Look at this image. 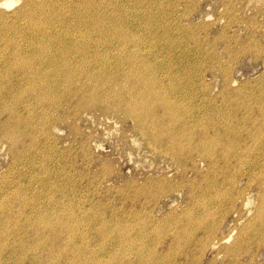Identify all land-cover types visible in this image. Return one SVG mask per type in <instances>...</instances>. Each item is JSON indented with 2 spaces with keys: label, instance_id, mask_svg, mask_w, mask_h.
Instances as JSON below:
<instances>
[{
  "label": "rangeland",
  "instance_id": "obj_1",
  "mask_svg": "<svg viewBox=\"0 0 264 264\" xmlns=\"http://www.w3.org/2000/svg\"><path fill=\"white\" fill-rule=\"evenodd\" d=\"M97 2L101 17L108 20L105 28L99 19L89 27L80 23L60 27L62 32L72 29L75 42L81 44L86 38L76 29L95 32L91 37L96 40L102 37L95 28L100 26L105 32L107 42L90 53L87 63L69 64L103 72L114 82L113 86L101 84L94 78L95 90L85 83L86 77L69 87L64 82L56 84L64 81L65 69L59 73L55 68L63 67L69 56L43 54L36 46L65 49L66 39L58 38L52 27L44 29L41 37L35 35L36 41L30 45L33 27L13 12L21 0L9 7L12 10L2 6L9 12L5 18L14 39L3 38L8 28H0V121L17 112L24 118L8 130L26 137L15 156L11 139L3 137L0 129V264H264V0ZM93 8L76 9L80 15H97ZM35 54L40 56L33 57L28 67L33 73L41 69L37 81L42 78L46 87L55 88V92L47 91L46 100L42 99L44 91L25 71L8 70L6 60ZM101 93L122 96L123 108L105 109ZM132 98H138L139 110L144 108L143 113L153 115L146 127L125 111V99ZM142 117L146 119V115ZM26 119L30 121L27 126ZM45 224L61 235L50 233ZM228 234L227 241H222L220 237ZM53 243L63 246L57 254Z\"/></svg>",
  "mask_w": 264,
  "mask_h": 264
},
{
  "label": "bare ground",
  "instance_id": "obj_2",
  "mask_svg": "<svg viewBox=\"0 0 264 264\" xmlns=\"http://www.w3.org/2000/svg\"><path fill=\"white\" fill-rule=\"evenodd\" d=\"M17 1H20V0H17ZM21 5L20 6H18V7H15V8H13V12H14V14L16 13L17 14V18L20 20V18H22L21 19V22H23V23H25L26 22V24H27V26H31V27H33V32H32V36H31V40H30V45H31V43L35 40V35H37V36H39V37H41V35L44 33L43 31H45L44 29H50V28H52V27H55V29H54V33H55V35L58 37V38H60L61 40H63V38H65L66 39V41H67V43H64L66 46H67V48H63V46L62 47H59V48H55V49H52V48H49V49H46L43 45H39L38 44V46H36V47H38V49H40V51H41V53H43V54H54V55H56V54H59V53H61V54H63L64 56H69V57H67L68 59H66V61L64 62V66L63 67H59V66H57L56 68H55V70H57V71H59V73H63V71H60L61 69H65V73H64V78H63V80L64 81H61V82H56V84H61V86H62V84H63V82L65 83V85L66 86H71V85H73V83H76L77 84V80H78V78H80V77H86V78H88V79H86V84H92V89L93 90H95V88L96 87H94V85L95 84H97V82H96V80H98V81H100V83L101 84H107V83H110L112 86H113V84H114V82H112V81H108V78H107V76L102 72V73H92V72H90V71H87V69H83L82 68V70L80 69V68H77V66H74V67H72V66H69V64L70 63H73V65H77V64H75L74 63V61H77L78 63L79 62H81V63H87L88 62V57H89V55H90V53L92 54L93 52H94V50H96V47L98 46H101L102 44H104V43H106L107 42V39H106V37L104 36V34H105V32H103L102 30H101V28H100V26H99V28H95V31H97V30H99V32H97V34H99L101 37H102V39H99V40H96V39H93V36L91 37V35L92 34H94L95 32H93V31H89V32H86V33H84V31L85 30H83L82 28H81V30H77L76 29V31H80L81 32V34L82 35H84V37L86 38L85 40H84V42L81 44V43H77V42H75V40H76V38H75V36L74 35H71V31H73L72 29H69V30H66V31H64V32H62V28L60 29V27H63L64 25H72V24H77V23H80V25H85V26H87V27H89V25H93L94 24V22H95V19H99V24L103 27V28H105L106 27V23H107V19L105 18V17H101L102 15L99 13V11H100V9H97V7L98 6H96L95 7V5L98 3L97 2V0H21ZM14 5H16V0H0V28H2V27H5V28H8V30L5 32L4 31V35H2V37L4 38L5 36H10V33H11V35H12V30H13V28H12V26L10 25V24H8L7 23V20H6V18H5V16L7 15H9V12L8 11H6L5 12V10L6 9H2V6H8V8L9 7H11V6H13L14 7ZM91 7H94L93 9H96V11H97V15L96 14H92V15H85V13L84 14H82V15H80L79 13H78V9H76V8H85L87 11L88 10H90V8ZM9 9H11V8H9ZM92 9V10H93ZM12 10V9H11ZM81 10V9H80ZM85 10V11H86ZM10 11V10H9ZM104 11H106V8L104 9ZM12 12V11H11ZM108 16V15H107ZM8 19V18H7ZM92 20V22H90L89 23V21H91ZM11 21V20H10ZM18 23V22H17ZM68 23H70V24H68ZM66 27H68V26H66ZM21 29V28H20ZM94 29V28H93ZM104 30V29H103ZM16 31V30H15ZM0 32H2V30L0 29ZM20 32V31H19ZM114 33V32H113ZM45 34V33H44ZM73 34H74V32H73ZM27 35V34H26ZM22 36V35H21ZM20 36V37H21ZM25 36V35H24ZM14 37V36H13ZM13 37H8V38H5V39H7V40H12V39H14ZM77 37V36H76ZM96 37V36H95ZM18 38V37H17ZM24 38V37H23ZM91 38V39H90ZM193 38V37H192ZM192 38H191V40H192ZM20 39V38H19ZM83 39V38H82ZM1 40V39H0ZM14 41V40H13ZM17 41V40H16ZM15 41V42H16ZM36 41V40H35ZM65 41V42H66ZM56 41H54V43H55ZM6 43V42H5ZM40 43V42H39ZM52 43V42H51ZM20 44V43H19ZM14 46V45H13ZM5 47V46H4ZM12 47V46H11ZM18 47V46H17ZM91 48V49H90ZM112 49V48H111ZM4 50V49H3ZM109 50V49H108ZM20 51H21V48H20ZM19 51V52H20ZM117 51V50H116ZM169 51V50H168ZM211 51V50H210ZM18 52V53H19ZM110 52V51H109ZM113 52H114V50H113ZM127 52V51H126ZM4 53V52H3ZM29 53V52H28ZM22 55H23V53H21ZM34 54V53H33ZM101 54H103V53H101ZM110 54V53H109ZM205 55V54H204ZM207 55V54H206ZM15 56H18V55H15ZM36 56H40L39 54H35V55H32V56H23V57H19L18 59L16 58V59H14V60H6L7 61V64H8V70H11V69H13V68H17V69H22L23 71H25L26 73V75H28L29 76V78L30 79H32V82H36V84L38 85V87L41 89V90H43L44 92H43V97L44 98H42V99H47L46 98V93H47V91L48 92H52V91H54V89L55 88H53V86L52 85H47V87H46V85H45V82H44V80H41V79H38L39 80V82L37 81V75H38V73H42V72H39L41 69H39L38 70V72L37 73H33L32 72V70L33 69H31V67H28L29 66V64L31 63V60H33L32 58L34 57H36ZM123 56V55H122ZM46 57V56H45ZM146 57V56H145ZM181 57H183V56H181ZM212 57V56H211ZM15 58V57H14ZM218 58V57H217ZM9 59V58H8ZM109 59H110V57H109ZM79 60H81V61H79ZM214 60H217V59H214ZM220 60V59H219ZM99 61V60H98ZM102 61V60H101ZM221 62V61H220ZM114 63V62H113ZM141 63V62H140ZM145 63V62H144ZM148 63V62H147ZM208 63V62H207ZM214 63V62H213ZM99 64V63H98ZM221 64V63H220ZM111 65V64H110ZM114 65V64H113ZM125 65V64H124ZM130 65V64H129ZM201 65V64H200ZM7 66V65H6ZM93 66V65H92ZM136 66V65H135ZM144 66H146L145 64H144ZM225 66V65H224ZM223 66V67H224ZM46 67V66H45ZM116 67H118V66H116ZM204 67V66H203ZM207 67V66H206ZM211 67V66H210ZM49 68V67H48ZM51 68V67H50ZM114 68V67H113ZM157 68V67H156ZM164 68V67H163ZM2 69V68H1ZM47 69V68H46ZM96 69V68H95ZM110 69V68H109ZM224 69H225V67H224ZM230 69V68H229ZM44 70V69H43ZM115 70V69H114ZM202 70V69H201ZM200 70V71H201ZM210 70H211V68H210ZM48 71V70H47ZM142 71V70H141ZM150 71V70H149ZM192 71V70H191ZM128 72V71H127ZM133 72V71H132ZM131 72V73H132ZM23 73V72H22ZM46 73V72H45ZM50 73V72H49ZM58 73V72H57ZM106 73V72H105ZM135 73V72H134ZM36 74V75H35ZM43 74V73H42ZM135 75V74H134ZM144 75V74H143ZM151 75V74H150ZM4 76H5V74H4ZM17 76V75H16ZM19 76V75H18ZM17 76V77H18ZM40 77V76H39ZM4 78V77H3ZM45 78V77H44ZM96 80H95V79ZM126 78H127V76H126ZM19 79V78H18ZM8 80V79H7ZM85 80V79H84ZM89 80V81H88ZM127 80H128V78H127ZM145 80V79H144ZM16 81V80H15ZM46 81V80H45ZM234 81V80H233ZM32 82H31V84H32ZM81 82V81H80ZM142 82H143V80H142ZM231 82V81H230ZM20 83V82H19ZM25 83V82H24ZM84 83V84H85ZM54 84V83H53ZM139 84H140V82H139ZM29 85V84H28ZM36 85V86H37ZM118 85V84H117ZM144 85V84H143ZM158 85V84H157ZM237 85V84H236ZM14 86V85H13ZM21 86V85H20ZM24 86V85H23ZM22 86V87H23ZM64 86V85H63ZM115 86V85H114ZM138 86H140V85H138ZM145 86V85H144ZM148 86V85H147ZM245 86V85H244ZM79 89H80V87L79 86H77ZM110 87V86H109ZM141 87V86H140ZM146 87V86H145ZM243 87V86H242ZM29 88V87H28ZM27 88V89H28ZM33 88H34V85H33ZM36 88V87H35ZM158 88V87H157ZM9 89V88H8ZM12 89V88H11ZM21 89V88H20ZM19 89V90H20ZM75 89H76V87H75ZM152 89V88H151ZM150 89V90H151ZM154 89V88H153ZM24 90V89H23ZM32 90V89H31ZM137 90V89H136ZM160 90V89H159ZM230 90V89H229ZM237 90V89H236ZM242 90V89H241ZM16 91V90H15ZM26 91V90H25ZM24 91V92H25ZM57 91V90H56ZM74 91V90H73ZM88 91V90H87ZM240 91V90H239ZM55 92V91H54ZM60 92V91H59ZM63 92V91H62ZM111 92V91H110ZM146 92V91H145ZM150 92V91H149ZM152 92V91H151ZM10 93V92H9ZM18 93V92H17ZM29 93V92H28ZM58 93V92H57ZM98 93V92H97ZM155 93H156V91H155ZM244 93V92H243ZM22 94V93H21ZM25 94V93H24ZM30 94V93H29ZM37 94V93H36ZM41 94V93H40ZM48 94V93H47ZM114 93H105V94H100L101 96L99 97V98H101V100H103V101H105V103H106V106H104V108L106 109H111V108H115V109H119V108H123V103H124V99H123V97L121 96V98L119 99V97L118 96H116V95H113ZM9 95H12V94H9ZM18 95V94H17ZM39 95V94H38ZM70 95V94H69ZM68 95V96H69ZM93 95H95V94H93ZM113 95V96H112ZM152 95V94H151ZM150 95V93H149V96H151ZM31 96V95H30ZM58 96V95H57ZM67 96V97H68ZM85 96V95H84ZM140 96V95H139ZM163 96V95H162ZM238 96H240V95H238ZM247 96V95H246ZM6 97V96H5ZM20 97V96H19ZM60 97V96H59ZM71 97V96H70ZM86 97V96H85ZM91 97V96H90ZM94 97V96H93ZM135 97V96H134ZM158 97H159V95H158ZM251 97V96H250ZM13 98V97H12ZM11 98V99H12ZM15 98V97H14ZM25 98V97H24ZM23 98V99H24ZM145 98V97H144ZM143 98V99H144ZM154 98V97H153ZM26 99V98H25ZM54 99V98H53ZM53 99H51V101L53 100ZM62 99V98H61ZM69 99V98H68ZM91 99V98H90ZM138 99V98H137ZM137 99H134V98H132V99H130V100H127V99H125V105H126V107H125V111L128 113V114H130V115H132L136 120H138L139 122H143L142 124H144L145 125V127H146V120H149V119H151L152 121H153V115H150V114H146V113H143V111L142 110H139V108L140 107H138L139 105H137ZM148 99V98H147ZM152 99V98H151ZM150 99V100H151ZM155 99V98H154ZM162 99V98H161ZM160 99V100H161ZM166 99V98H165ZM1 100V99H0ZM7 100V99H6ZM17 100V99H16ZM30 100V99H29ZM96 100V99H95ZM159 100V99H158ZM159 100V101H160ZM164 100V99H163ZM162 100V101H163ZM3 101H5V100H3L2 99V101L1 102H3ZM10 101V100H9ZM14 101V100H13ZM12 101V102H13ZM31 101V100H30ZM82 101V100H81ZM84 101V100H83ZM83 101H82V103H83ZM155 101V100H154ZM11 102V101H10ZM18 102V101H17ZM21 102V101H20ZM41 102V101H40ZM64 102V101H63ZM74 102V101H73ZM79 102V101H78ZM89 102H91V101H89ZM27 103V102H26ZM139 103V102H138ZM152 103V102H151ZM6 104V103H5ZM15 104V103H14ZM23 104V103H22ZM89 104V103H88ZM155 104V107H156V103H154ZM187 104V103H186ZM6 105H8V104H6ZM21 105V104H20ZM48 105V104H47ZM56 105H59V106H61V103L60 102H57L56 103ZM76 105V104H75ZM94 105H95V103H94ZM153 105V104H152ZM188 105V104H187ZM213 105V104H212ZM2 106V105H1ZM18 106V105H17ZM43 106V105H42ZM42 106H41V108H42ZM69 106V105H68ZM71 106H72V104H71ZM78 106H79V104H78ZM148 106V105H147ZM159 106V105H158ZM157 106V107H158ZM167 106V105H166ZM45 107H46V105H45ZM51 107V106H50ZM67 107V106H66ZM75 107V106H74ZM91 107V106H90ZM191 107V106H190ZM193 107V106H192ZM195 107V106H194ZM199 107V106H198ZM24 108V107H23ZM69 108H70V106H69ZM159 108V107H158ZM199 108H201V107H199ZM245 108V107H244ZM18 109V108H17ZM45 109V108H44ZM68 109V108H67ZM97 109V108H96ZM141 109V108H140ZM149 109H150V105H149ZM152 109H153V107H152ZM160 109V108H159ZM163 109H165L164 107H163ZM206 109V108H205ZM243 109V108H242ZM15 110V109H14ZM25 110V109H24ZM35 110V109H34ZM48 110V109H47ZM50 110V109H49ZM54 110V109H53ZM57 110V109H56ZM70 110H72V109H70ZM75 110V109H74ZM124 110V109H123ZM122 110V111H123ZM151 110V109H150ZM156 110V109H155ZM167 110H168V108H167ZM194 110V109H193ZM196 110V109H195ZM201 110V109H200ZM199 110V111H200ZM12 112H13V110H11ZM32 111V110H31ZM64 111V110H63ZM69 111V110H68ZM165 111V110H164ZM169 111V110H168ZM252 111V110H251ZM29 112V111H28ZM76 112V111H75ZM77 112H78V110H77ZM84 112V111H83ZM111 112V111H110ZM109 112V113H110ZM117 112V111H116ZM159 112V111H158ZM27 113V112H26ZM31 113V112H30ZM120 113H121V111H120ZM148 113H150V112H148ZM162 113V112H161ZM204 113V112H203ZM11 115H10V117H8L9 119H6L5 121H0V129H2L3 130V137H7V138H10L11 139V148L13 149V153H14V155L16 156V154H17V152H21V145L24 143V140H25V137H26V134L25 133H22V135L20 136V135H15L12 131H10L9 132V130H11L9 127L10 126H12L13 124H16L17 125V123H16V121H17V119L20 121V119H22L23 120V118L24 117H22V118H20V116L18 117V115H17V112H13V113H10ZM38 114V113H37ZM50 114V113H49ZM71 114V113H70ZM156 114V113H155ZM159 114V113H158ZM157 114V115H158ZM168 114V113H167ZM172 114H173V112H172ZM241 114V113H240ZM245 114V113H244ZM32 115V114H31ZM64 115V114H63ZM76 115H77V113H76ZM146 115V119L145 118H143L142 116H145ZM161 115V114H160ZM164 115V114H163ZM162 115V116H163ZM169 115V114H168ZM23 116V115H22ZM39 116H41V115H39ZM43 116V115H42ZM48 116V115H47ZM50 116V115H49ZM73 116V115H72ZM82 116H83V114H82ZM118 116V115H117ZM166 116V115H165ZM164 116V117H165ZM170 116V115H169ZM169 116H167V117H169ZM175 116V115H174ZM181 116V115H180ZM183 116V115H182ZM181 116V117H182ZM27 117V116H26ZM36 117V116H35ZM51 117V116H50ZM65 117V116H64ZM75 117V116H74ZM79 117V116H78ZM131 117V116H130ZM158 117V116H157ZM241 117V116H240ZM2 118V117H1ZM38 118V117H37ZM53 118V117H52ZM55 118V117H54ZM61 118V117H60ZM163 118V117H162ZM176 118V117H175ZM237 118V117H236ZM242 118V117H241ZM30 119V118H29ZM32 119V118H31ZM41 119V118H40ZM39 119V120H40ZM48 119V118H47ZM80 119V118H79ZM158 119H159V117H158ZM253 119V118H252ZM25 120V119H24ZM27 120V119H26ZM38 120V121H39ZM46 120V119H45ZM56 120V119H55ZM54 120V121H55ZM59 120V119H58ZM78 120V119H77ZM168 120V119H167ZM166 120V121H167ZM172 120H173V118H172ZM212 120V119H211ZM240 120V119H239ZM50 121V120H49ZM12 122V123H11ZM29 120H27V123H26V126H27V124H29ZM209 122H210V120H209ZM32 123V122H31ZM35 123V122H34ZM56 123V122H55ZM161 123V122H160ZM162 123H164V122H162ZM166 123H168V121L166 122ZM204 123V122H203ZM239 123H241V121L239 122ZM76 124V123H75ZM36 124H34V126H35ZM41 125H43V123H41ZM78 125V124H77ZM144 125L142 126V128H143V130L145 131V132H147V129L144 127ZM204 125V124H203ZM209 125V124H208ZM212 125V124H211ZM255 125V124H254ZM23 126V125H22ZM33 126V127H34ZM39 126H40V124H39ZM43 126H45V125H43ZM42 126V127H43ZM54 126V125H53ZM215 126V125H214ZM241 126V125H240ZM13 127V126H12ZM238 127V126H237ZM251 127V126H250ZM25 128V127H24ZM24 128H22V129H24ZM138 128V127H137ZM206 128V127H205ZM9 129V130H8ZM30 129V128H29ZM50 129V128H49ZM210 129H212V128H210ZM215 129V128H214ZM40 130V129H39ZM48 130V129H47ZM46 130V131H47ZM198 130V129H197ZM1 131V130H0ZM25 131H27V130H25ZM25 131H23V132H25ZM34 131H36V130H34ZM158 131H159V129H158ZM2 132V131H1ZM19 132V131H18ZM161 132V131H160ZM174 132H175V130H174ZM199 132V131H198ZM32 134V133H31ZM46 134H47V132H46ZM53 134V133H52ZM163 134H164V132H163ZM251 134V133H250ZM159 135V134H158ZM28 136V135H27ZM38 136V135H37ZM78 136H80V135H78ZM33 137H34V135H33ZM46 137V136H45ZM55 137V136H54ZM53 137V138H54ZM251 137V136H250ZM58 138V137H57ZM32 139V138H31ZM170 139V138H169ZM51 140V139H50ZM236 141H238V140H236ZM21 142V144H20V147H19V143ZM39 142V141H38ZM41 142V141H40ZM175 142V141H174ZM203 142V141H202ZM56 143V142H55ZM55 143H52V144H54L55 145ZM204 143V142H203ZM57 145H58V142L56 143ZM73 144V143H72ZM197 144V143H196ZM25 145V144H24ZM43 145V144H42ZM70 145V144H69ZM68 145V146H69ZM46 146V145H45ZM213 146V145H212ZM26 147H27V145H26ZM56 147H58V146H56ZM65 147V146H64ZM263 147V146H262ZM32 148V147H31ZM34 148H35V146H34ZM54 148V147H53ZM73 148V147H72ZM26 149V148H25ZM48 149V148H47ZM57 149V148H56ZM62 149V148H61ZM71 149V148H70ZM46 150V149H45ZM67 150V149H66ZM247 150V149H246ZM29 151V150H28ZM37 151V150H36ZM61 151V150H60ZM205 151H206V149H205ZM58 152H59V150H58ZM67 152V151H66ZM73 153H74V151H73ZM33 154H34V152H33ZM42 154V153H41ZM44 154V153H43ZM50 154V153H49ZM48 154V155H49ZM52 156H53V154H52ZM69 156V155H68ZM207 156V155H206ZM13 157V156H12ZM39 157V156H38ZM70 157V156H69ZM17 158V157H16ZM27 158V157H26ZM13 159H14V157H13ZM60 159V158H59ZM72 159V158H71ZM205 159H206V157H205ZM15 160V159H14ZM42 160V159H41ZM12 161V160H11ZM16 161H17V159H16ZM74 161V160H73ZM13 162V161H12ZM50 162V161H49ZM69 162V161H68ZM212 162V161H211ZM210 162V163H211ZM29 163V162H28ZM48 163V162H47ZM73 163V162H72ZM75 163V162H74ZM13 164H14V162H13ZM44 164V163H43ZM240 164H241V162H240ZM12 165V164H11ZM211 165V164H210ZM52 166V165H51ZM216 166V165H215ZM211 167H214L213 165L211 166ZM230 168V167H229ZM256 169V168H255ZM254 169V170H255ZM31 170V169H30ZM48 171V170H47ZM259 171V170H258ZM262 173V172H261ZM254 174H256V172L254 173ZM258 174V173H257ZM49 175V174H48ZM257 176V175H256ZM10 177V176H9ZM20 177V176H19ZM58 177V176H57ZM49 178V177H48ZM18 179V178H17ZM52 179V178H51ZM263 179V178H262ZM261 179V180H262ZM15 180V179H14ZM73 180V179H72ZM10 182H12V181H10ZM30 182V181H29ZM14 183V182H13ZM27 184V183H26ZM47 184V183H46ZM73 184V183H72ZM8 185V184H7ZM11 185V184H10ZM35 185H37V184H35ZM49 185H50V183H49ZM16 186V185H15ZM14 186V187H15ZM26 186V185H25ZM259 186H261V184L259 185ZM14 187H12V188H14ZM28 187V186H27ZM72 187V186H71ZM224 187V186H223ZM10 188V187H9ZM20 189V188H19ZM251 189V188H250ZM117 190V189H116ZM261 190V189H260ZM259 190V191H260ZM263 190V189H262ZM16 191H17V189H16ZM28 191H30V190H28ZM13 192V191H12ZM20 192V191H19ZM26 192V191H25ZM52 192V191H51ZM65 192V191H64ZM67 192V191H66ZM244 192V191H243ZM24 193V192H23ZM20 194V193H19ZM69 194V193H68ZM262 194V193H261ZM11 195H13V194H11ZM17 195H18V192H17ZM59 195H61V194H59ZM75 195V194H74ZM15 196V195H14ZM20 196V195H19ZM21 196H23V195H21ZM76 196V195H75ZM229 196H230V194H229ZM6 197V196H5ZM73 197V196H72ZM83 197V196H82ZM17 198V197H16ZM24 198V197H23ZM22 198V199H23ZM54 198H55V196H54ZM53 198V199H54ZM68 198V197H67ZM7 199V198H6ZM11 199V198H10ZM9 199V200H10ZM21 199V198H20ZM12 200V199H11ZM19 200V199H18ZM41 200H43V199H41ZM71 200V199H70ZM83 200V199H82ZM2 201V200H1ZM14 201H17V200H14ZM72 201V200H71ZM70 201V202H71ZM74 201V200H73ZM72 201V202H73ZM78 201H81V200H78ZM20 202V201H19ZM18 201H17V203H19ZM22 203V202H21ZM20 203V204H21ZM32 203V202H31ZM51 203V202H50ZM73 203H75V202H73ZM79 203V202H78ZM97 203H98V201H97ZM106 203V202H105ZM104 203V204H105ZM1 204V203H0ZM13 205H14V203H12ZM11 204V205H12ZM19 204V205H20ZM29 204V203H28ZM22 205V204H21ZM31 205V204H30ZM35 205V204H34ZM37 205V204H36ZM35 205V206H36ZM41 205V204H40ZM99 205V204H98ZM106 205V204H105ZM262 205V204H261ZM2 206V205H1ZM44 206V205H43ZM66 206V205H65ZM108 206H110V204L108 205ZM236 206V205H235ZM21 207V206H20ZM239 207V206H238ZM11 208V207H10ZM19 208V207H18ZM17 208V209H18ZM30 208V207H29ZM49 208V207H48ZM47 208V209H48ZM91 208V207H90ZM3 209V208H2ZM20 210H21V208H19ZM98 209V208H97ZM227 209H228V207H227ZM236 209V208H235ZM244 209V208H243ZM23 210V209H22ZM108 210V209H107ZM116 210V209H115ZM118 210V209H117ZM116 210V211H117ZM231 210V209H230ZM32 211V210H31ZM94 211V210H93ZM98 211H100V210H98ZM113 211V210H112ZM152 211V210H151ZM1 212V211H0ZM9 212V211H8ZM22 212V211H21ZM21 212H20V214H21ZM40 212H41V210H40ZM46 212V211H45ZM126 212V211H125ZM146 212H148V211H146ZM234 212V211H233ZM7 213V212H6ZM6 213H5V215H6ZM36 213V212H35ZM51 213V212H50ZM127 213V212H126ZM139 213H140V211H139ZM15 214V213H14ZM24 214V213H23ZM22 214V215H23ZM26 214V213H25ZM37 214V213H36ZM41 214H43V213H41ZM96 214V213H95ZM103 214V213H102ZM105 214V213H104ZM125 214V213H124ZM136 214H138V213H136ZM135 214V215H136ZM149 214H151V213H149ZM5 215H4V217H5ZM28 215V214H27ZM133 215V214H132ZM139 215V214H138ZM144 215H146V214H144ZM153 215V214H152ZM177 215V214H176ZM2 216V215H1ZM7 216V215H6ZM17 216H19V215H17ZM21 216V215H20ZM26 216V215H25ZM29 216V215H28ZM43 216V215H42ZM41 216V217H42ZM82 216V215H81ZM93 216V215H92ZM119 216V215H118ZM148 216V215H147ZM179 216V215H178ZM180 216H182V215H180ZM15 217H16V215H15ZM23 217V216H22ZM31 217V216H30ZM30 217H29V219H30ZM33 217V216H32ZM40 217V218H41ZM57 217V216H56ZM96 217V216H95ZM116 217V216H115ZM132 217V216H131ZM144 217V216H143ZM177 217V216H176ZM44 218V217H43ZM42 218V219H43ZM61 218V217H60ZM59 218V219H60ZM84 218V217H83ZM86 218H87V216H86ZM106 218V217H105ZM137 218V217H136ZM165 218V217H164ZM242 218V217H241ZM5 219H6V217H5ZM15 219V218H14ZM122 219V218H121ZM125 219V218H124ZM128 219V218H127ZM132 219V218H131ZM154 219V218H153ZM4 220V219H3ZM10 220V219H9ZM15 220H17V219H15ZM26 220V219H25ZM35 220V219H34ZM151 220V219H150ZM188 220V219H187ZM237 220V219H236ZM2 221V220H1ZM20 221V220H19ZM28 221V220H27ZM41 221V220H40ZM40 221H39V223H40ZM43 221V220H42ZM87 221V220H86ZM106 221V220H105ZM111 221V220H110ZM135 221V220H134ZM148 221V220H147ZM153 221V220H152ZM177 221V220H176ZM180 221V220H179ZM191 221V220H190ZM3 222V221H2ZM1 222V223H2ZM13 222V220H11V222L10 223H12ZM22 222V221H21ZM23 222H25L24 220H23ZM37 222V221H36ZM35 222V223H36ZM44 222V221H43ZM61 222V221H60ZM69 222V221H68ZM84 222V221H83ZM103 222H104V220H103ZM108 222V221H107ZM119 222V221H118ZM122 222H124V221H122ZM127 222V221H126ZM136 222V221H135ZM199 222H201L200 220H199ZM0 223V224H1ZM9 222H7L6 223V226H7V224H8ZM66 223V222H65ZM70 223V222H69ZM114 223V222H113ZM129 223V222H128ZM132 223V222H131ZM155 223H157V222H155ZM164 223V222H163ZM41 225H42V223H40ZM56 224V223H55ZM63 224H64V222H63ZM76 224H77V222H76ZM106 224V223H105ZM116 224H117V222H116ZM130 224V223H129ZM169 224V223H168ZM167 224V225H168ZM174 224V223H173ZM173 224H171V225H173ZM188 224V222L186 223V225ZM189 224H191V223H189ZM196 224V223H195ZM12 225V224H11ZM26 225V224H25ZM49 224H45V225H43L44 227H46V230H50V233H54L55 235H57L58 234V231H56V229L55 228H51L50 226H48ZM60 225V224H59ZM69 225V224H68ZM80 225V224H79ZM158 225V224H157ZM162 225V224H161ZM186 225H184L183 226V228L186 226ZM199 225V224H198ZM21 226V225H20ZM56 226V225H55ZM71 226V225H70ZM73 226V225H72ZM99 226H100V224H99ZM106 226H108V225H106ZM111 226V225H110ZM119 226H121V224L119 225ZM124 226V225H123ZM133 226V225H132ZM188 226V225H187ZM4 227V226H3ZM17 227H19V226H17ZM16 227V228H17ZM65 227V226H64ZM93 227V226H92ZM101 227V226H100ZM103 227V226H102ZM116 227V226H115ZM134 227V226H133ZM133 227H132V229H133ZM150 227H151V225H150ZM153 227V226H152ZM157 227V226H156ZM155 227V228H156ZM168 227V226H167ZM195 227V226H194ZM8 228V227H7ZM10 228V227H9ZM25 228V227H24ZM27 228V227H26ZM25 228V229H26ZM57 228V227H56ZM60 228H61V225H60ZM68 228H70V227H68ZM108 228V227H107ZM122 228V227H121ZM126 228H127V226H126ZM147 228V227H146ZM172 228V227H171ZM176 228H177V226H176ZM176 228H174V229H176ZM198 228V227H197ZM199 228H200V226H199ZM198 228V229H199ZM233 228H234V226H233ZM244 228V227H243ZM94 229V228H93ZM110 229V228H109ZM112 229V228H111ZM116 229V228H115ZM151 229V228H150ZM159 229L160 228H158V231H159ZM194 229V228H193ZM192 229V230H193ZM203 229V228H202ZM247 229V228H246ZM262 229V228H261ZM10 230H11V228H10ZM19 230V229H18ZM30 230V229H29ZM65 230V229H64ZM69 230V229H68ZM102 230V229H101ZM104 230V229H103ZM118 230H121V229H118ZM122 230H124V229H122ZM126 230V229H125ZM154 230V229H153ZM152 230V231H153ZM165 230V229H164ZM167 230V229H166ZM181 230V229H180ZM179 230V231H180ZM243 230V229H242ZM241 230V231H242ZM259 230V229H258ZM263 230V229H262ZM3 231H5V230H3ZM61 231V230H60ZM67 231V230H66ZM70 231H72V230H70ZM88 231V230H87ZM86 231V232H87ZM129 231V230H128ZM131 231V230H130ZM173 231V230H172ZM176 231V230H175ZM189 231V230H188ZM245 231V230H244ZM35 232V231H34ZM37 232V231H36ZM106 232V231H105ZM123 232V231H122ZM162 232V231H161ZM160 232V233H161ZM191 232V231H190ZM199 232V231H198ZM201 232V231H200ZM214 232H216V231H214ZM1 233H2V231H1ZM0 233V234H1ZM7 233H8V231H7ZM32 233V232H31ZM49 233V234H50ZM61 233V232H60ZM101 233V232H100ZM109 233H110V231H109ZM114 233V232H113ZM179 233V232H178ZM182 233V232H181ZM180 233V234H181ZM209 233V232H208ZM249 233V232H248ZM251 233V232H250ZM3 234V233H2ZM105 234V233H104ZM112 234V233H111ZM110 234V235H111ZM115 234V233H114ZM158 234V233H157ZM163 234V233H162ZM161 234V235H162ZM165 234V233H164ZM163 234V235H164ZM196 234V233H195ZM215 234V233H214ZM244 234H245V232H244ZM7 236H8V234H6ZM20 235H21V233H20ZM30 235V234H29ZM32 235V234H31ZM59 235H61V234H58V236ZM69 235V234H68ZM67 235V236H68ZM73 235V234H72ZM109 235V236H110ZM159 235V234H158ZM192 235V234H191ZM210 235H212V234H210ZM240 235V234H239ZM241 235H242V233H241ZM1 236V235H0ZM14 236V235H13ZM12 236V237H13ZM19 236V235H18ZM43 236H45L44 234H43ZM42 236V237H43ZM64 236V235H63ZM174 236V235H173ZM176 236V235H175ZM179 236V235H178ZM182 236V235H181ZM188 236H190V235H188ZM228 236H229V234L228 235H225V236H221L220 238H221V240L222 241H227V238H228ZM254 236V235H253ZM259 236V235H258ZM70 237H71V234H70ZM73 237V236H72ZM71 237V238H72ZM158 237V236H157ZM157 237H156V239H157ZM164 237V236H163ZM207 237H208V234H207ZM210 237V236H209ZM215 237V236H214ZM242 237V236H241ZM249 237H252V236H249ZM3 238H4V236H3ZM35 238V237H34ZM70 238V239H71ZM153 238V237H152ZM186 238V237H185ZM193 238V237H192ZM201 238V237H200ZM216 238V237H215ZM224 238V239H223ZM21 239V238H20ZM27 239V238H26ZM26 239H24V240H26ZM46 239H49V236H48V238H46ZM59 239V238H58ZM57 239V240H58ZM69 239V238H68ZM159 239V238H158ZM181 239H183V238H181ZM254 239V238H253ZM260 239V238H259ZM30 240V239H29ZM42 239H40V241H41ZM66 240V239H65ZM87 240V239H86ZM149 240V239H148ZM154 240V239H153ZM173 240V239H172ZM179 240V239H178ZM193 240V239H192ZM208 240V239H207ZM219 241H220V239H218ZM239 240V239H238ZM252 240V239H251ZM256 240V239H255ZM7 241V240H6ZM14 241H15V239H14ZM13 241V242H14ZM16 241H17V239H16ZM39 241V242H40ZM45 241V240H44ZM48 241V240H47ZM61 241V240H60ZM67 241V240H66ZM99 241V240H98ZM106 241V240H105ZM111 241H112V239H111ZM185 241H186V239H185ZM194 241V240H193ZM203 241V240H202ZM209 241V240H208ZM10 242V241H9ZM9 242H7V243H9ZM53 242V241H52ZM55 242V241H54ZM97 242V241H96ZM175 242H176V240H175ZM178 242V241H177ZM188 242V241H187ZM197 242V241H196ZM216 242H218V241H216ZM245 242V241H244ZM251 242V241H250ZM256 242V241H255ZM24 243H26V242H24ZM48 243H50V242H48ZM77 243V242H76ZM161 243V242H160ZM172 243V242H171ZM195 243V242H194ZM203 243H204V241H203ZM243 243V242H242ZM1 244V243H0ZM21 244H23V243H21ZM46 244V243H45ZM64 244V243H63ZM114 244V243H113ZM155 244V243H154ZM231 244V243H230ZM252 244V243H251ZM254 244H257V243H254ZM2 245V244H1ZM11 245V244H10ZM24 245V244H23ZM26 245V244H25ZM72 245V244H71ZM80 245V244H79ZM84 245V244H83ZM107 245V244H106ZM119 245H120V243H119ZM170 245V244H169ZM171 245H173V244H171ZM170 245V246H171ZM181 244H179V246H180ZM191 245V244H190ZM210 245V244H209ZM216 245V244H215ZM223 245V244H222ZM229 245V244H228ZM233 245V244H232ZM5 246V245H4ZM27 246V245H26ZM52 246V245H51ZM51 246H50V248H51ZM68 246H70V245H68ZM77 246V245H76ZM127 246V245H126ZM165 246V245H164ZM206 246H207V244H206ZM205 245H204V247H206ZM225 246V245H224ZM2 247V246H1ZM8 247V246H7ZM15 247V246H14ZM29 248H30V246H28ZM62 245L60 246V244H56V243H53V246H52V250H54V251H56V254L59 252V251H61V249H62ZM64 247H65V244H64ZM88 247V246H87ZM112 247V246H111ZM125 247V246H124ZM186 247V246H185ZM217 247V246H216ZM229 247V246H228ZM231 247V246H230ZM243 247V246H242ZM19 248V247H18ZM33 248V247H32ZM41 248V247H40ZM49 248V249H50ZM71 248V247H70ZM70 248L68 249V250H70ZM89 248V247H88ZM119 248V247H118ZM123 248V247H122ZM127 248V247H126ZM132 248V247H131ZM152 248V247H151ZM150 248V249H151ZM176 248V247H175ZM178 248V247H177ZM182 248V247H181ZM226 248H227V246H226ZM237 249H238V247H236ZM65 248H63V250H64ZM129 249H130V247H129ZM174 249V248H173ZM183 249V248H182ZM181 249V250H182ZM186 249H187V247H186ZM200 249H201V247H200ZM241 249V248H240ZM248 249H250V248H248ZM8 250V249H7ZM6 250V251H7ZM19 250V249H18ZM32 250V249H31ZM40 250V249H39ZM42 251H43V249H41ZM52 250H50V251H52ZM81 250V249H80ZM79 250V251H80ZM125 250V249H124ZM168 250V249H167ZM172 250V249H171ZM242 250V249H241ZM5 251V250H4ZM10 251H11V249H10ZM49 251V250H48ZM53 251V252H54ZM72 251V250H71ZM86 251V250H85ZM119 251H120V249H119ZM130 251V250H129ZM132 251H133V249H132ZM177 251H178V249H177ZM229 251V250H228ZM250 251V250H249ZM257 251V250H256ZM13 252V251H12ZM18 252V251H17ZM19 252H20V250H19ZM34 252V251H33ZM53 252H51V253H53ZM66 252V251H65ZM69 252V251H68ZM75 252H77V251H75ZM87 252V251H86ZM121 252V251H120ZM126 252H127V250H126ZM166 252H169V250L168 251H166ZM166 252H164V253H166ZM182 252V251H181ZM180 252V253H181ZM230 252V251H229ZM233 252V251H232ZM7 253V252H6ZM10 253V252H9ZM16 253V252H15ZM45 253V252H44ZM43 253V254H44ZM49 254H51L50 252H48ZM139 253V252H138ZM142 253V252H141ZM225 253V252H224ZM228 253V252H227ZM17 254V253H16ZM32 254V253H31ZM38 254H40V253H38ZM37 254V255H38ZM55 254V253H54ZM54 254L52 255V256H54ZM128 254V253H127ZM144 254H146V253H144ZM169 254V253H168ZM182 254H183V252H182ZM200 254V253H199ZM234 254V253H233ZM236 254V253H235ZM238 254V253H237ZM240 254V253H239ZM13 255V254H12ZM18 255V254H17ZM24 255V254H23ZM22 255V256H23ZM27 255V254H26ZM36 255V254H35ZM46 255V254H45ZM63 255H66V254H64L63 253ZM143 255V254H142ZM156 255V254H155ZM171 255V254H170ZM41 256H42V254H41ZM40 256V257H41ZM56 256H58V255H56ZM84 256V255H83ZM123 256V255H122ZM124 256H127L126 254L124 255ZM137 256V255H136ZM183 256V255H182ZM233 255H231V257H232ZM237 256V255H236ZM239 256V255H238ZM242 256V255H241ZM254 256V255H253ZM30 257V256H29ZM39 257V258H40ZM43 257V256H42ZM49 257V256H48ZM59 257V256H58ZM69 257V256H68ZM73 257V256H72ZM77 257V256H76ZM85 257V256H84ZM87 257V256H86ZM138 257V256H137ZM140 257V256H139ZM145 257V256H144ZM161 257V256H160ZM177 257V256H176ZM204 257V256H203ZM235 257V256H234ZM38 258V257H37ZM55 258H57V257H55ZM60 258V257H59ZM74 258V257H73ZM90 258H92V256H90ZM89 258V259H90ZM135 258V257H134ZM157 258V257H156ZM233 258V257H232ZM32 259V258H31ZM48 259V258H47ZM68 259V258H67ZM70 259V258H69ZM72 259V258H71ZM75 259V258H74ZM85 259V258H84ZM87 259V258H86ZM115 259V258H114ZM125 259V258H124ZM128 259V258H127ZM142 259H143V257H142ZM162 259H163V257H162ZM193 259V258H192ZM237 259V258H236ZM254 259V258H253ZM3 260V259H2ZM22 260V259H21ZM24 261H25V259H23ZM27 260H28V258H27ZM26 260V261H27ZM94 260V259H93ZM126 260V259H125ZM129 260V259H128ZM139 260V259H138ZM144 260V259H143ZM149 260V259H148ZM152 260V259H151ZM155 260V259H154ZM168 260V259H167ZM171 260V259H170ZM187 260V259H186ZM201 260V259H200ZM238 260V259H237ZM236 260V261H237ZM259 260V259H258ZM9 261V260H8ZM20 261V260H19ZM33 261V260H32ZM39 261V260H38ZM47 261V260H46ZM57 261H59V259L57 260ZM91 261V260H90ZM94 261H96V260H94ZM130 261V260H129ZM166 261V260H165ZM176 261V260H175ZM180 261V260H179ZM12 262V261H11ZM62 262V261H61ZM74 262H75V260H74ZM98 262V261H97ZM112 262V261H111ZM145 262H146V259H145ZM148 262V261H147ZM153 262V261H152ZM168 262V261H167ZM182 262V261H181ZM185 262V261H184ZM241 262V261H240ZM4 263V262H3ZM40 263V262H39ZM38 263V264H39ZM67 263V262H66ZM77 263V262H76ZM87 263H89V262H87ZM112 263H114V262H112ZM130 263V262H129ZM128 263V264H129ZM138 263V262H137ZM154 263V262H153ZM166 263V262H165ZM234 263V262H233ZM239 263V262H238ZM238 263H236V264H238ZM257 263V262H256ZM13 264V263H12ZM19 264V263H18ZM21 264V263H20ZM23 264V263H22ZM42 264H44V262L42 263ZM49 264H50V261H49ZM51 264H52V262H51ZM58 264H59V262H58ZM70 264V263H69ZM71 264H72V262H71ZM110 264V263H109ZM125 264H126V262H125ZM146 264V263H145ZM176 264V263H175ZM198 264H200V263H198ZM204 264V263H203ZM243 264V263H242ZM246 264V263H245ZM250 264H252V263H250Z\"/></svg>",
  "mask_w": 264,
  "mask_h": 264
}]
</instances>
